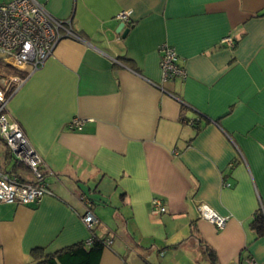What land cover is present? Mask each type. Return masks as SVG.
I'll return each mask as SVG.
<instances>
[{
    "label": "crops",
    "instance_id": "crops-1",
    "mask_svg": "<svg viewBox=\"0 0 264 264\" xmlns=\"http://www.w3.org/2000/svg\"><path fill=\"white\" fill-rule=\"evenodd\" d=\"M38 1L80 39L58 41L8 102L51 194L0 203V264H35L33 249L54 253L93 230L111 240L97 264H199L196 244H177L192 221L219 264H264V236L249 227L264 203V0ZM164 42L184 79H162ZM6 152L0 142V169ZM199 203L225 226L200 218Z\"/></svg>",
    "mask_w": 264,
    "mask_h": 264
},
{
    "label": "built area",
    "instance_id": "built-area-1",
    "mask_svg": "<svg viewBox=\"0 0 264 264\" xmlns=\"http://www.w3.org/2000/svg\"><path fill=\"white\" fill-rule=\"evenodd\" d=\"M129 16V10L116 14V18L123 22L128 21ZM62 38L80 39L70 19L56 18L38 0H0V65L11 70L6 74L0 73V142L10 153L11 160L21 164L31 174V178L21 179L10 168L0 169V203L35 204L44 195L51 194L44 181L48 169L21 125L9 116L8 102L24 80L42 66ZM221 42L232 46L234 36L228 35ZM159 52L162 79H184L185 70L179 64L174 47L164 42L160 44ZM81 124L82 121L74 119L70 127L80 128ZM150 208L154 213L166 210L159 197L151 199ZM196 209L198 216L212 223L216 229L225 226L227 217L218 214L207 204L199 203ZM81 219L90 230L98 222L89 207ZM93 236L91 232L84 240L85 244H90ZM103 242L107 246L111 240L105 238ZM247 262L257 264L252 259Z\"/></svg>",
    "mask_w": 264,
    "mask_h": 264
},
{
    "label": "trees",
    "instance_id": "trees-1",
    "mask_svg": "<svg viewBox=\"0 0 264 264\" xmlns=\"http://www.w3.org/2000/svg\"><path fill=\"white\" fill-rule=\"evenodd\" d=\"M181 120L183 122H189L195 128L198 127L197 121H188L185 118H182ZM4 165L8 166L13 174L23 179L18 172V168L24 167L21 164H15V162L11 160V155L8 150L6 156H4ZM2 169L5 170L7 167H3ZM97 225L98 222L95 227ZM249 227L253 230L256 237L264 236V203H262L252 214L249 221ZM92 234L94 236L90 244H85V241H81L50 254L42 253L41 249H33L31 254L34 258L35 264H97L101 251L105 246L103 242L105 237L97 236L94 230L92 231ZM188 241H192V243L196 244L199 248L200 257L197 259L199 264H219L214 249L202 238L194 221L191 222L188 238L177 244L181 245ZM232 264H241V260L239 259L238 263Z\"/></svg>",
    "mask_w": 264,
    "mask_h": 264
},
{
    "label": "water",
    "instance_id": "water-1",
    "mask_svg": "<svg viewBox=\"0 0 264 264\" xmlns=\"http://www.w3.org/2000/svg\"><path fill=\"white\" fill-rule=\"evenodd\" d=\"M123 26H124V23L121 22L118 25V30L120 31L123 28ZM118 30H116V31H118ZM128 31H129V28H124L121 37H125V35L128 33Z\"/></svg>",
    "mask_w": 264,
    "mask_h": 264
},
{
    "label": "rangeland",
    "instance_id": "rangeland-1",
    "mask_svg": "<svg viewBox=\"0 0 264 264\" xmlns=\"http://www.w3.org/2000/svg\"><path fill=\"white\" fill-rule=\"evenodd\" d=\"M8 72H11V70L8 69V68H6V67L3 66V65H0V73H1V74H6V73H8Z\"/></svg>",
    "mask_w": 264,
    "mask_h": 264
}]
</instances>
